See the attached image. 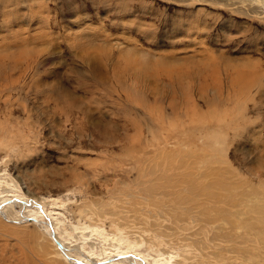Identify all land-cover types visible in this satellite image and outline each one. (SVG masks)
<instances>
[{
    "label": "rangeland",
    "instance_id": "rangeland-1",
    "mask_svg": "<svg viewBox=\"0 0 264 264\" xmlns=\"http://www.w3.org/2000/svg\"><path fill=\"white\" fill-rule=\"evenodd\" d=\"M5 190L0 264H264V0H0Z\"/></svg>",
    "mask_w": 264,
    "mask_h": 264
},
{
    "label": "bare ground",
    "instance_id": "bare-ground-1",
    "mask_svg": "<svg viewBox=\"0 0 264 264\" xmlns=\"http://www.w3.org/2000/svg\"><path fill=\"white\" fill-rule=\"evenodd\" d=\"M6 185H9L10 186L11 184L10 183H6ZM6 192L7 193L1 195V197H0V204L2 203V206H3L2 212L3 211L4 212L6 211L7 214H8V217L9 216H12V217H17L18 219H20L21 218L20 215H22V216L25 215L26 217L23 216V218H30V219L36 220L37 222H41V220H39V219L42 218V213H44V211H45L46 214H49V212H50L49 209L48 208H45L44 206H43V208H42V206H41V208L38 206L40 208L39 209L36 206L38 201L36 202V200L35 199L33 200V198H31V200L33 201L32 205L29 204L30 201L27 202L26 200H28L30 198H27L25 195L21 194L20 192L14 193V194L9 193V191H6ZM17 202H20L21 203L23 209L27 206L26 209L24 210V214L23 213L19 214V212H20L19 211V208L21 207L20 204L17 205L18 208L16 210L13 209V206H15V204ZM38 204H39V202H38ZM11 205H13V206H11ZM204 210H206V209H204ZM201 211L202 210H200V212ZM236 214H237V212H236ZM228 216H230V215L223 214L222 215V218L223 219H221V218L220 219L222 221H224L226 219L225 221H227L229 219ZM206 218H208V219L210 218L211 222H213L214 220L217 222V220H216L217 218L211 216L210 214L208 216H206ZM227 222L229 223V225L230 224L231 225H234L233 222H230V221H227ZM38 224H41L42 225V226L40 225L39 227H42V231L45 234H47L50 237V239L52 238L51 237V234H53V232H54L55 233L54 234V237L56 235L55 238L58 239V240H60L64 244L65 247L63 249H60V250L57 249V252L64 259L67 258V260L69 261L70 264H75V263H73L75 261H73L72 258L69 259L68 257H73L74 259H77L78 262H79L78 264H104V262L105 263H109V264H141V263L143 264L142 260L145 262V264H170L168 262L170 261V259L172 257L171 254H169L168 256L163 255L162 257L157 256L156 258H153L149 262V261H147V258L145 256L141 255L140 253H138V249H135L133 246H131V245L129 246L128 245V246L123 247L122 245H119L120 243H123V239H118L117 240V244L118 245H113L112 244V247H110V248L107 247L106 249H108V250H104V251L100 252L99 254H96L91 249L81 248V246H80L82 252L84 253L83 255H81V254H79L77 252H73L72 251L71 246L68 245L70 243H68L66 239H63L60 236L59 231H57L56 226L53 225L52 222H51V225H48L47 224L46 226H45L46 223H44V224L38 223ZM224 232H225V230L223 231V233H217V232L215 233L214 232V235L212 236V238L217 239V238H223L224 237L225 240H227V237H228V239H229L231 236L229 234L224 233ZM263 244H264V241H263ZM238 247L239 246H236V247L232 246V251H235V252L238 251V253L240 252V253H244V254H247L248 252H250V253L253 252L252 251L253 248L250 249L249 247H245V248L244 247L243 248L242 247L241 248H238ZM263 247L264 246L262 245L261 248H263ZM254 252H255V250H254ZM256 252L258 253L257 249H256ZM259 252H260V250H259ZM94 253L96 254L95 257L92 256V254H94ZM134 255L135 256H138V259L141 262L139 260L133 261L131 258L136 259V257H134ZM92 260H95V261H92Z\"/></svg>",
    "mask_w": 264,
    "mask_h": 264
}]
</instances>
